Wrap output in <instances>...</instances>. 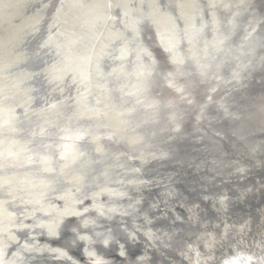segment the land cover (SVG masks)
I'll list each match as a JSON object with an SVG mask.
<instances>
[{
  "label": "bare ground",
  "instance_id": "1",
  "mask_svg": "<svg viewBox=\"0 0 264 264\" xmlns=\"http://www.w3.org/2000/svg\"><path fill=\"white\" fill-rule=\"evenodd\" d=\"M167 2L177 15L161 10ZM246 2L0 0V264H21L22 252L43 247L44 264H59L66 254L49 238L65 223L78 242L116 249L81 247L74 264H124L121 230L138 248L134 264H264V19L244 22L237 5ZM141 15L172 72L159 74L147 55ZM225 16L239 32L230 43ZM186 69L215 95L207 96L213 113L193 114L188 129L164 114L171 102L151 94L164 86L188 96L177 79ZM37 97L49 103L37 106ZM37 161L41 175L26 168ZM140 201L155 212L146 227L131 206ZM111 222L114 234L105 230ZM14 228L48 243L20 247Z\"/></svg>",
  "mask_w": 264,
  "mask_h": 264
},
{
  "label": "water",
  "instance_id": "2",
  "mask_svg": "<svg viewBox=\"0 0 264 264\" xmlns=\"http://www.w3.org/2000/svg\"><path fill=\"white\" fill-rule=\"evenodd\" d=\"M136 5L138 7H140V10L136 14H135V12H131V16L132 15H134V16L140 15L142 13L141 9L143 10L145 7L148 6V4H146L145 2H143V6H142V3H138V4L136 3L135 6ZM237 6L239 7V10L242 11L241 15H243V18L245 16L244 22H245L246 18H252V20L256 17L258 18V20H259V18L264 19V3L262 0H247L246 3L238 4ZM160 7H161V10L168 12L169 15H171V16H172V14L174 16L177 15L175 13L176 10H175L174 6H171V4L169 2L160 5ZM217 16H219V15L217 14ZM228 17L229 16L223 17L222 20L220 21V23H221L222 32H224V33L227 32L230 34V36L225 34V36H227V39L231 38L228 41L230 43L236 39L235 37L238 36L239 32H238V29L235 26L234 22L233 23H232V21H230L229 23L227 22ZM124 18L128 19V16L126 15ZM175 19H177V18H175ZM173 21L176 25L183 26L180 22L177 23L176 22L177 20H173ZM242 23L243 22L240 21V23H239L240 26L242 25ZM114 24H116L114 27L117 28V26L119 25V22L115 20ZM151 24L152 23L149 22L147 20V18L143 19V16L141 15V16H139L138 23L136 24V26H137V30L141 29V28H145V30L142 31V34H143L144 38H146L147 43L149 41L148 44L151 46L150 47L149 45H146L147 55H148V53L150 55H152L154 53V56H156L157 61H158L157 69L159 71V74L160 73L164 74L168 70H170L171 68L168 66L167 56L165 54V51L163 49H161V47L159 48L155 44V43H158V39H157L156 30H155V28H153V26ZM261 27L264 28V20H263V24L261 25ZM209 28H212V27L210 25L203 24V29L210 30ZM263 31H264V29H263ZM263 31H261V33H263ZM194 32H196L195 29L191 28L189 35L191 34V36L196 37ZM263 35H264V33H263ZM185 38L183 37V39H185ZM194 39H196V38H194ZM196 41L200 43L199 38ZM121 44H122V41H121V39H119V45H121ZM232 45H237V43L236 44L232 43ZM263 45L264 44H260V46H258V47H262L264 49ZM145 56H146V54H145ZM0 57H3L1 50H0ZM39 63H40V61H37V63H35L32 60L30 64L31 65L32 64L40 65ZM232 69L233 68H231L227 73L226 72L222 73L224 71V69H222L221 72L220 71H216V72L218 73V76L222 78V76L223 77L230 76ZM33 70H38V69L34 68ZM172 71L173 70L171 69V72ZM13 73L14 72H11L10 74H13ZM183 73H185V74L183 75L182 73L179 72L177 79H180V82L183 83L182 87L184 85L187 86L186 89L188 92V96H185V97L183 96V98H182V96L177 95V91L172 90L168 87H164V86H160V89H162V90H160V92H157L156 88H154V90L156 92H154V90L152 89L153 92L151 94H153V95L156 94L157 96H159L160 99L162 97V98H165L167 101L171 102L174 106H169V107L164 106L166 109V110H164V114L165 115L166 114H178L176 117L178 122L181 121L182 127L188 129L190 126V123H192L193 114H208V113L211 114V113H213V111H214V108H212L213 103L211 101L209 102L210 99H207V96H211V98H214L215 95H209L208 93H206V90H207V88L205 89L206 83L198 82L197 80H199V79L197 77L193 76V74L189 75L187 69ZM0 83H5V79L3 78V82H0ZM239 84H241V83H238V85ZM242 86H243V84H242ZM242 86H239L238 89L241 88ZM73 87L74 86H72V87L70 86V88L68 89V94H70V91L72 90ZM234 89H237V88L235 87ZM237 91L238 92H235L234 94H236V95L238 94L240 96H248L249 94L252 93V92H250L249 94L245 93L244 95H242L239 92L240 90H237ZM30 92H31V88H30ZM222 92H223V90H222ZM218 95H219V92H218ZM233 97H234V95H232V96L228 95V98H230V99ZM19 99H20V96H17L16 98H13L12 100L18 101ZM37 99L38 100L36 102V105L40 104L41 106H43V105H47L49 103V100L44 101V100H42L41 97H37ZM177 99H181V100L177 101ZM204 104L206 105L205 109H204ZM200 108H202V110H198ZM230 108H233V106ZM168 112H170V113H168ZM226 127H227L226 124L223 125L224 129ZM184 153L186 154V152H184ZM31 154H32V156L30 157V160H34V156H35L34 151H32ZM26 168L29 169V171L31 173H34L37 175H41L40 171L41 170L43 171V169L41 167V162H39V161L28 162ZM258 171H260V175L262 173H264V171H262V169H258ZM48 177H53V176H48ZM54 178H55V175H54ZM170 188H173V187H170ZM119 189H120V191L124 192L125 201L126 202H132V200H131L132 196L130 195L129 189L124 188L123 185L118 187V190ZM181 190H183V188H181ZM179 191L180 190H178V192ZM183 193H185V192H182V194ZM185 197L188 199L197 198L196 194H189V193L184 194V198ZM136 204H137V207H136V205H131V204H129V205H131L133 207L132 209H133V211H135V214H136L135 216H137V218L140 220L139 223L142 224L144 227H146L147 224L154 219L155 212L150 211V209H149L150 202L149 201H148L147 205H144L141 201H140V203L137 202ZM150 218H152L151 221H150ZM134 221H135V219H134ZM71 224L72 223H69V224L65 223L64 227L59 230V233L56 234L57 236H53L52 238H49V239H51V240H49L51 246H55V247L60 248L62 250V252L66 254V258L63 261H61L59 264H74L76 262V260H78L79 258L82 257V256H80V253H81L80 249H82L81 247H85V248L89 249L90 251H93L95 254H103V255L113 256L112 254L115 253L116 249H114L111 246L110 247H103L100 245L87 246L84 243L78 242L77 240H75L74 236L71 235L70 230H69V228L71 227ZM153 225H154V223L152 222L151 226L153 227ZM111 226H112V229L105 228L106 232H112L114 234L117 231H119L117 228V225L114 224V222H111ZM138 227H140V226L138 225ZM138 227L136 225L135 229ZM13 231L16 234V237L18 239L16 241L19 242L18 246H20V247L23 245L29 246L30 244L37 247V245L40 241H44V242L48 243L47 239L44 236H42L41 233L37 232L36 230L27 229V228H14ZM122 231L123 230L119 231V237L120 238L123 237L122 240L125 242V251H126V252L124 251L125 252L124 257H126V259L123 260V263L124 264H134L132 262H129L128 260L132 261L139 254V253H137L138 248L132 249V245L134 243L132 244L129 241H125L124 238L126 237V235ZM44 248L45 247H43V250H40L41 251L40 253L36 252L34 250L33 251L31 250L29 252H22L21 255H24L25 253H27V255L25 257L26 260H24L23 257L21 258L20 256H18L20 260L23 259V262L21 264H24V261H25V263L27 262L29 264H44L45 258L43 256L45 255V252H46ZM146 260H147V263L149 264L150 259L147 258ZM151 262H153V261H151Z\"/></svg>",
  "mask_w": 264,
  "mask_h": 264
},
{
  "label": "snow or ice",
  "instance_id": "3",
  "mask_svg": "<svg viewBox=\"0 0 264 264\" xmlns=\"http://www.w3.org/2000/svg\"><path fill=\"white\" fill-rule=\"evenodd\" d=\"M90 264H102L101 261H92ZM225 264H235V260H227L225 261Z\"/></svg>",
  "mask_w": 264,
  "mask_h": 264
}]
</instances>
